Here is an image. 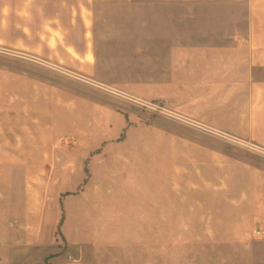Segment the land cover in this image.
I'll use <instances>...</instances> for the list:
<instances>
[{"label":"crops","instance_id":"0c3cea01","mask_svg":"<svg viewBox=\"0 0 264 264\" xmlns=\"http://www.w3.org/2000/svg\"><path fill=\"white\" fill-rule=\"evenodd\" d=\"M38 4L84 12L61 49L86 60L85 74L101 86L162 100L183 123L198 126L164 129L163 144L113 142L108 136L121 134L128 121L108 103L99 105L102 124L91 132L102 143L85 155L90 174L79 191L33 201L25 195L20 211L0 198V264H189L186 240L156 239V226H187L188 215H197L199 225L228 226L231 237L202 242L208 253L227 247L252 256L263 248L264 153L225 140L234 136L264 150V0ZM14 165H30L28 154ZM73 166L70 183L78 181ZM173 181L195 182L202 191L194 203L187 193L175 202ZM93 183L103 184L104 203L94 198ZM98 211L101 241L93 238ZM254 229L262 239L254 240Z\"/></svg>","mask_w":264,"mask_h":264},{"label":"rangeland","instance_id":"374dc122","mask_svg":"<svg viewBox=\"0 0 264 264\" xmlns=\"http://www.w3.org/2000/svg\"><path fill=\"white\" fill-rule=\"evenodd\" d=\"M38 2L0 0V198L12 200L16 211H20L25 195L28 201H33L40 194L56 197L60 191L71 194L70 191L75 193L84 186L80 180L84 173L90 174L89 168L83 166L85 155L102 143V136L92 133L91 128L101 127L99 105L104 106V102L122 112L128 121L121 134L108 136L109 141L163 144L164 129L170 126L177 129L183 124L198 126L192 121L183 123L162 100H146L122 88L101 86L97 79L85 74L86 60L71 58L61 49L69 41L68 32L74 29L71 24H76L81 18L79 13L84 12L40 10ZM130 127L134 128L129 130ZM21 136L28 141L26 150L21 149ZM227 138L222 140L238 144L247 152L264 153L255 143L234 136ZM17 140H20L18 146ZM26 154L30 165H14ZM39 161L44 164L36 165ZM74 163L78 165L75 171L78 181L70 183L69 173L75 168ZM172 184L175 202L182 193H187L194 203L202 191V186L195 182L173 181ZM102 185L93 183L98 204L104 203ZM226 185L227 182L222 183L221 190ZM100 208L101 205L96 209ZM196 216L188 215L187 226H156L158 244L163 245L165 239H172L174 244L186 240L183 248L188 250L189 264H264V247H257L252 256L229 251L227 247L219 254L208 253L202 242L231 237L230 232L225 229L228 226H209V218L205 219L209 222L199 225ZM100 223L98 211L93 229V238L98 241L104 239ZM136 235L148 237V231ZM253 238L262 239L256 229Z\"/></svg>","mask_w":264,"mask_h":264},{"label":"built area","instance_id":"2783aa9c","mask_svg":"<svg viewBox=\"0 0 264 264\" xmlns=\"http://www.w3.org/2000/svg\"><path fill=\"white\" fill-rule=\"evenodd\" d=\"M149 105H150L151 107L154 106V105H152V104H149ZM68 258H69V260H70L71 262H74V263L77 262V259H76L73 255H69Z\"/></svg>","mask_w":264,"mask_h":264}]
</instances>
